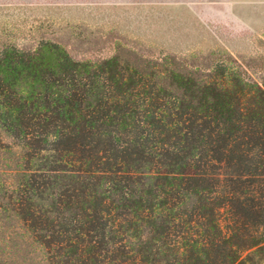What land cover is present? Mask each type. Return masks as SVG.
Masks as SVG:
<instances>
[{"label":"trees","instance_id":"trees-1","mask_svg":"<svg viewBox=\"0 0 264 264\" xmlns=\"http://www.w3.org/2000/svg\"><path fill=\"white\" fill-rule=\"evenodd\" d=\"M1 157L0 221L47 264H264V88L224 65L7 47Z\"/></svg>","mask_w":264,"mask_h":264},{"label":"rangeland","instance_id":"rangeland-1","mask_svg":"<svg viewBox=\"0 0 264 264\" xmlns=\"http://www.w3.org/2000/svg\"><path fill=\"white\" fill-rule=\"evenodd\" d=\"M42 41L84 61L134 52L201 71L224 65L264 88V0H0V52ZM22 231L0 221L1 246H13L1 249L5 264H47Z\"/></svg>","mask_w":264,"mask_h":264}]
</instances>
